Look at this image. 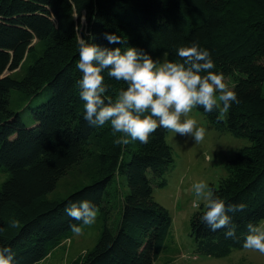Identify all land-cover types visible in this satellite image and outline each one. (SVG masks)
<instances>
[{
  "label": "trees",
  "instance_id": "16d2710c",
  "mask_svg": "<svg viewBox=\"0 0 264 264\" xmlns=\"http://www.w3.org/2000/svg\"><path fill=\"white\" fill-rule=\"evenodd\" d=\"M81 19H84V24ZM105 32L122 42L109 44ZM101 47L134 46L160 59L166 51L180 62L176 49L198 41L209 49L224 77L242 74L230 88L239 103L218 118L219 110L202 112L218 130L245 137L226 163L227 174L211 184L226 203L247 204L230 213L237 238L212 231L201 222L204 206L189 218L195 253L215 257L243 247L249 222L264 221V0H0V244L11 245L15 264H37L71 237L64 207L69 201L94 202L102 229L90 250L67 264H154L173 242L172 218L154 199L155 181L166 184L164 173L173 164L168 129L158 128L148 143L118 145L110 122L91 126L83 118L77 81L79 39ZM25 75L5 74L37 51ZM107 96L116 99L127 85L103 73ZM46 87L47 98L31 107L30 126L9 107L12 89L32 98ZM93 158V178L59 199L47 197L61 175L84 158ZM126 177L129 192L120 195L118 175ZM114 184V181H113ZM115 203V204H114ZM118 207L115 227L108 224Z\"/></svg>",
  "mask_w": 264,
  "mask_h": 264
},
{
  "label": "clouds",
  "instance_id": "9594fccd",
  "mask_svg": "<svg viewBox=\"0 0 264 264\" xmlns=\"http://www.w3.org/2000/svg\"><path fill=\"white\" fill-rule=\"evenodd\" d=\"M109 44L122 42L115 32H105ZM79 60L77 68L82 73L77 81L79 97L83 103V118L94 127L110 122L114 133H121L115 139L118 145H128L139 140L148 143L149 135L158 128H164L201 142L206 128L198 126L195 118L188 114L195 108L205 112L219 110L218 118L226 114L235 101L237 93L224 82L222 72L211 71L216 67L212 53L198 41L176 49L180 62L168 59H153L152 56L134 46L101 47L79 39ZM167 57L168 53H163ZM124 81L113 100L107 96L103 73ZM187 117V118H185ZM198 200L204 202L200 216L202 223L210 230H224L226 238H237V225L230 213L243 211L247 204L226 203L219 198L205 180L192 184ZM65 213L80 223H71V231L81 234L84 225L95 222L98 208L94 202L83 199L69 201ZM244 235L243 247L264 254V226L249 222ZM0 264H15V252L11 245L0 244Z\"/></svg>",
  "mask_w": 264,
  "mask_h": 264
},
{
  "label": "rangeland",
  "instance_id": "374dc122",
  "mask_svg": "<svg viewBox=\"0 0 264 264\" xmlns=\"http://www.w3.org/2000/svg\"><path fill=\"white\" fill-rule=\"evenodd\" d=\"M84 24V19H81ZM37 51L24 59L14 70H6L13 78H22L34 59L39 55ZM161 51L160 60L168 59ZM238 72L224 77V82L231 88L239 76ZM50 93V88L46 87L39 94L30 98L25 93L12 89L9 95V107L18 110L24 123L30 126L34 122L31 115V107L45 100ZM264 94V83L262 85ZM197 120L198 126L206 128L205 138L201 142H194L189 137L175 134L168 130L166 142L171 146L173 164L164 173L166 184L159 186L155 181L154 199L169 211L172 218L171 233L172 240L170 248L162 252L159 259L154 264H264V254L254 249L244 247L233 249L228 255L215 257L193 250L192 238L189 235V218L204 202L198 200L192 189V184L199 180H205L209 185L217 184L218 180L227 174L226 163L236 153L237 148L249 144L245 137H238L227 130L214 128L207 117L197 108L188 114ZM187 118V117H185ZM97 168V163L93 158L87 157L70 167L58 179L55 187L48 192L47 197L59 199L66 196L79 186L89 182ZM6 173L0 171V183L5 179ZM114 181V184H113ZM111 183L118 184L120 193H116L115 200L120 195H126L129 188L124 175H118ZM115 204V203H114ZM91 225H84L81 234L73 233L70 238L65 239L52 250V252L37 264H67L71 259L83 254L93 248L102 229V221L98 218ZM119 218L118 207L114 205L110 211L108 224L115 227ZM264 226V221L260 224Z\"/></svg>",
  "mask_w": 264,
  "mask_h": 264
}]
</instances>
